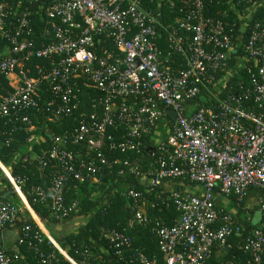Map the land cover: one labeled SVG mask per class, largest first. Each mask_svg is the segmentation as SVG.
I'll return each instance as SVG.
<instances>
[{
	"label": "built area",
	"instance_id": "built-area-1",
	"mask_svg": "<svg viewBox=\"0 0 264 264\" xmlns=\"http://www.w3.org/2000/svg\"><path fill=\"white\" fill-rule=\"evenodd\" d=\"M155 1L161 3L0 0V33L10 44V54L0 57V77L9 87V92L3 93L0 82V122L20 120L31 129L32 120L21 113L40 110L42 86L51 94L43 105L53 122L73 118L80 109L83 89L96 92L90 99L93 112L79 113L74 128L52 136V145L41 160L44 167L52 169L50 186L48 191L37 187L35 194L42 202L50 196L52 217L63 221L78 206L77 201L65 203L68 179L97 182L96 174L105 167L113 171L122 166L119 174L127 168L148 190L167 188L180 217L172 227L156 223L153 231L159 255L152 257L133 249L125 233L106 232L115 257L128 259L130 264H209L215 250L245 232L231 213L217 208L218 196L234 198L238 208L250 196L264 213V21L254 23L244 42L241 37L235 39L227 24L206 14L205 0L185 2L181 18L171 26H164L157 13L145 6ZM36 3L44 5L45 36L53 40L40 46L32 39L30 20V6ZM259 6H264V0L246 8L241 17L243 29ZM9 17L13 30L7 25ZM162 34L170 52L183 59L179 67L163 63L157 44ZM241 48L245 55L238 54ZM35 61L46 65L33 70ZM239 71H246L248 81L241 83L237 94L221 99L210 91L209 87L223 91L224 80ZM219 73L224 77L217 78ZM203 90L215 105L194 102ZM168 109L175 112V119ZM160 125L164 127L159 136ZM147 138L151 145H144ZM32 140L30 137L28 142ZM150 147L154 156L145 169L138 161L132 165L129 159L118 158L138 155ZM0 169L4 173L1 163ZM4 175L18 197H24V181ZM181 178L199 191H174L171 183ZM124 195L136 204L130 226L147 225L146 213L137 207L145 203V197L134 190H126ZM20 211L15 203L0 200V235L18 220ZM46 238L45 243L40 233L25 226L13 254L0 244V264H27L19 263L23 245L35 252L40 264H55V253L43 251V244L54 247L68 264H84L66 254L52 237ZM244 251L250 256L246 264H264L261 230L247 233Z\"/></svg>",
	"mask_w": 264,
	"mask_h": 264
},
{
	"label": "trees",
	"instance_id": "trees-1",
	"mask_svg": "<svg viewBox=\"0 0 264 264\" xmlns=\"http://www.w3.org/2000/svg\"><path fill=\"white\" fill-rule=\"evenodd\" d=\"M19 1L16 0V3ZM187 1L161 0L160 4L155 1L153 3H145V6L157 13L159 21L164 26H171L181 18L180 9ZM239 1L213 0L210 3V0H205L206 14L221 20L232 28L235 39L241 37L244 42H247L250 28L254 23L264 21V6L256 8L248 27L243 29L241 17L244 16L247 7L255 5L256 0H246V3H238ZM43 10L44 5L42 3L31 4L30 6V20L33 26L32 39L38 46L53 41L50 36H45V31L48 27ZM12 21V18L9 17L7 24L9 30H13ZM160 36L157 44L163 53V63L173 67L182 65L184 63L183 59L177 54L170 52L166 35L162 34ZM9 45L8 41L0 33V57L10 54L8 52L10 50ZM238 54L245 55L244 48H241ZM230 55L229 61L232 63L234 58L232 53ZM38 65H46V62L35 61L31 67L34 70ZM222 77H224V74L219 73L217 78L220 79ZM247 77L246 71H239L224 80L223 91L216 92L212 87H209V89L218 98L223 99L229 93L237 94L241 83L248 81ZM0 82L2 92H9V87L4 77H0ZM41 89L39 92L42 94L43 101L40 104V110L21 113L22 117L28 115L32 120L31 129L20 120L0 122V163L15 180L24 181L23 185H21L22 193L49 235L66 254L77 262H83L84 264H130L128 259L120 261L115 257L113 251L109 249L106 232L112 230L128 235L132 240V248L137 249L147 257L159 255L158 239L153 231L156 223L172 227L177 223L180 214L169 199L170 191L167 188L163 186L153 191L148 190L141 184L140 177L129 174L127 168H124V174H119L118 171L122 166L116 167L113 171L105 167L101 174H96L97 182L78 183L73 179H68L64 188L65 203L70 204L72 201H77L78 206L77 211L63 221H58L52 217L50 196L46 202L39 200V197L35 194V189L40 187L48 191L52 178V169L41 164V160L45 158L46 151L52 145V136L74 128L77 124L75 121L76 116L79 113H92L90 99L97 95L93 90L83 89L79 95L81 101L80 109L75 112L73 118H65L62 121L53 122L50 120V113L45 110L46 105H43L45 101L50 100L51 94L46 86H42ZM194 102L200 106H210L211 102L215 105L214 101L209 100V93L204 90ZM30 137L33 138L31 143L28 142ZM151 144L152 142L149 138L144 140V145ZM150 156L146 149L143 148L138 155H118V158L122 161L129 159L132 165L138 161L142 164L141 167L145 169L146 164L151 160ZM112 158L109 160H112ZM4 178L6 177L0 169V200L15 203L17 204L16 206L19 205L18 207L23 209L24 205L18 195L6 179L3 181ZM171 187L177 192H187L191 187H194V184L190 183L186 178H181L179 181L172 182ZM126 190L140 192L145 197V203H138L137 207L142 208L146 213L145 215L149 220L147 225L130 226L136 204L133 200L126 198L124 195ZM6 194L8 195L4 198ZM251 194L249 193V195ZM248 197H245L240 202V208L250 216H254L259 212L260 218L258 221H254L250 217L240 221L239 224L245 228V232H242L239 236L230 237L221 250H215L209 264H246L250 261V256L244 251L247 233L252 229H259L264 233V213L259 211L258 205L248 208L246 204ZM233 200L235 201L234 198ZM217 208L220 209L218 205ZM75 218H81L83 223L79 225L76 231L62 234L64 226L71 224ZM28 225L31 226L34 233L38 232L42 235L45 243L47 242L46 236L42 234V231L25 210L19 212L18 220L7 225L4 232L15 228L21 234L22 229ZM40 247L46 253H55L57 258L55 264H68L54 247L46 246L45 244L40 245ZM7 249L9 254H13V250ZM19 249L22 253L19 263L26 261L27 264H40L35 252L29 250L26 245L20 246Z\"/></svg>",
	"mask_w": 264,
	"mask_h": 264
},
{
	"label": "crops",
	"instance_id": "crops-1",
	"mask_svg": "<svg viewBox=\"0 0 264 264\" xmlns=\"http://www.w3.org/2000/svg\"><path fill=\"white\" fill-rule=\"evenodd\" d=\"M189 190L192 191V192H198L199 188L194 186V187H191ZM23 198L24 197H22L21 199L19 198L21 200L22 204L24 205V208L23 209L20 208V209L22 211L25 210L32 217V219L37 224L39 229L42 231V234H44V236L51 237L49 235V233L47 232V230L45 229L44 225L41 223V221L39 220V218L37 217V215L33 211V209L31 208V206L29 205V203L27 202V200L25 198L24 199ZM11 200H12V198H11ZM246 204L249 205L251 208H253V206H255L253 204V200H252V198L250 196L246 200ZM217 205L220 207V209H224L225 211L229 210V209L226 208L227 205L229 207H232L234 209L233 212L232 211H230V212L227 211V212L231 213L236 218L238 223L240 221L249 219V217L251 219H253L254 221H258V220L254 219L255 215L254 216H252V215L250 216V215H248V213L244 212V210L242 208H240V207L238 208L237 205L235 204V201L233 199L232 200H225L222 197L218 196L217 197ZM31 212H33L35 214L36 218L32 215L33 213H31ZM259 218H260V216H259ZM19 235H20L19 230L15 229V228L8 229L2 235H0V244H4L6 248L13 249L16 246V243H17V240L19 238Z\"/></svg>",
	"mask_w": 264,
	"mask_h": 264
},
{
	"label": "rangeland",
	"instance_id": "rangeland-1",
	"mask_svg": "<svg viewBox=\"0 0 264 264\" xmlns=\"http://www.w3.org/2000/svg\"><path fill=\"white\" fill-rule=\"evenodd\" d=\"M164 126H162V125H160L159 126V128H158V130H159V136L160 135H162V128H163ZM167 132H168V129H167ZM5 179L6 178H4L3 179V181H5ZM12 201L13 202H15L13 199H12ZM17 205V204H16ZM247 207L249 208L250 206L249 205H247ZM227 209H229V210H227V211H232L233 212V208L232 207H229L228 205H227V207H226ZM247 216V215H246ZM259 216H260V213L258 212V213H256V215H255V217H254V219L255 220H258L259 219ZM76 221V222H75ZM78 222V223H77ZM82 219L81 218H75L74 219V221L71 223V224H69V225H66V227L64 226V228H63V230H62V234H65V233H69V232H73V231H76V229H78V227H79V225L80 224H82Z\"/></svg>",
	"mask_w": 264,
	"mask_h": 264
},
{
	"label": "water",
	"instance_id": "water-1",
	"mask_svg": "<svg viewBox=\"0 0 264 264\" xmlns=\"http://www.w3.org/2000/svg\"><path fill=\"white\" fill-rule=\"evenodd\" d=\"M167 113H168L170 116H172L173 119H175L176 114H175L174 111L168 109V110H167ZM146 151H147L151 156H154V149H153V148H151V147H150V148H147ZM7 195H8V194H6V195L4 196V198H6Z\"/></svg>",
	"mask_w": 264,
	"mask_h": 264
},
{
	"label": "bare ground",
	"instance_id": "bare-ground-1",
	"mask_svg": "<svg viewBox=\"0 0 264 264\" xmlns=\"http://www.w3.org/2000/svg\"><path fill=\"white\" fill-rule=\"evenodd\" d=\"M2 169H3V171H4V173L6 174V175H9L8 174V172H7V170L2 166ZM24 199V198H23ZM31 213H33V212H31ZM35 218H36V216H35V214L33 213L32 214ZM6 250L8 251V249L6 248ZM12 250V249H11Z\"/></svg>",
	"mask_w": 264,
	"mask_h": 264
}]
</instances>
